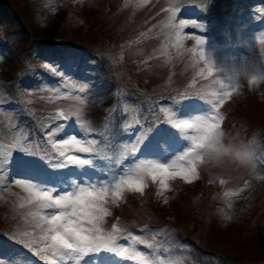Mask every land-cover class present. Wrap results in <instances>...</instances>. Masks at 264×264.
<instances>
[{
    "label": "rangeland",
    "instance_id": "rangeland-1",
    "mask_svg": "<svg viewBox=\"0 0 264 264\" xmlns=\"http://www.w3.org/2000/svg\"><path fill=\"white\" fill-rule=\"evenodd\" d=\"M228 2L186 0V7L182 9L180 17L204 23V33H210L209 38L212 40L211 33L216 27L219 33L229 35L254 53L264 51V45L259 44L264 32L252 34L247 40L242 30L231 23L232 6ZM170 3L171 0H148L147 3H141L140 0H0V95L10 101L0 108V139L10 143L17 135L27 134L28 140L42 149L44 142L38 133L43 125L52 121L50 114L60 107L67 109L79 106L72 99H57L52 90L60 85L55 82V75L45 68L48 65L46 63L55 68L63 65L67 72V86H63L61 96L64 88L72 91L73 85L89 84L91 91L87 98L90 103L83 108L81 120L97 132L108 134L102 125L111 122L110 117H114L116 123L118 104L121 102L107 99V90L93 88L91 83L97 78L112 79L118 90L126 94L136 91L137 94L146 95L149 101L152 97L160 100L166 98L169 101L164 104V108L176 110L177 106L170 97L188 91L195 71L189 66L188 57L175 55V49H169L171 55L162 54L166 40L160 25L166 20V15L161 9ZM211 20L215 22L211 23ZM48 31L57 38L56 41L66 40L62 44L68 41L73 47L60 56L59 49L64 51L66 47H58L53 43L47 47L48 51L38 55V50L30 41L36 38L37 33L46 34ZM186 32L201 34L195 29H186ZM141 33L145 35L141 37ZM108 38L115 40V49L110 46ZM191 42L185 41V47H191ZM217 46L218 55L225 61V67L218 75L225 82L229 77H234L239 83L231 99L220 107V113L224 116L222 128L230 140L243 142L249 147L252 153L250 163L241 165L226 161L216 165L205 161L197 165L200 178L193 183L170 181V190L165 193L168 204H164L163 196L157 195V185L149 183L142 196L125 193V199L119 206H110L112 215L105 218L106 227L119 218L122 227L133 233L137 231L140 235L148 234L138 231L148 225L149 231L156 233L155 242L159 245L156 255L162 257L166 253L165 249L174 254L164 264L196 259H199V264H227L225 258L234 264H264V168L254 161L257 156H264V81L255 85L248 83L250 71L257 64L254 58L228 61L226 52L219 44ZM116 49L126 50L129 62H124L123 53L115 54ZM73 52L91 61L87 65V74L69 72L65 68L64 57ZM42 57L48 58L49 62L43 63ZM169 57L171 60H168ZM122 62L125 65L134 64L140 77L138 82L133 80ZM202 83L205 82L200 81L196 87ZM23 85L32 86L34 103L27 101L30 92ZM23 101L28 103L24 104ZM183 104L186 106L187 101L180 105ZM204 105L197 101V111L183 112L181 115L187 118L188 115L202 114ZM129 107L126 122L134 124L136 109L133 105ZM113 108L117 109L115 113L109 111ZM159 111L153 109L152 112ZM208 111L206 109L204 112ZM146 113L144 111L143 116ZM161 114L159 118L163 121L168 114ZM146 117L151 118L152 113L149 111ZM152 119L145 120L144 126L151 128ZM67 125L63 134L57 136L58 139L67 134H81L78 121L70 120ZM47 148L50 149V146ZM97 163L101 166L104 164L103 161ZM227 179L229 185L239 186L243 183L246 187H242L239 192L246 196L235 200L222 197L221 194L225 192L220 181L223 180L227 185ZM9 187L10 191L7 190ZM24 195L18 187L9 185L8 181L0 183V264H20L23 251L18 245L21 244L10 237L27 227L22 215L24 210L19 208V197ZM221 200L232 205L231 211L218 204ZM226 216L232 219L227 220ZM164 229L170 232L158 231ZM136 247L141 251H151L141 249L140 245ZM124 264H128V261Z\"/></svg>",
    "mask_w": 264,
    "mask_h": 264
},
{
    "label": "snow or ice",
    "instance_id": "snow-or-ice-1",
    "mask_svg": "<svg viewBox=\"0 0 264 264\" xmlns=\"http://www.w3.org/2000/svg\"><path fill=\"white\" fill-rule=\"evenodd\" d=\"M140 2L147 3L148 0ZM184 7L186 0H171L168 7L161 9L166 15V20L160 25L166 40L162 54L171 55L169 49H175V55L188 57L189 66L195 71L188 91L178 92L170 99L177 107L183 101H189L191 108H196L197 101H200L208 105L210 111L184 118L180 111L163 108L161 111L168 114L167 118L161 121L154 116L151 128L144 126L142 117H137L134 124L124 121L118 127L126 135L135 128L134 141L131 147L113 145L109 143V136L81 120L83 108L90 103L87 98L91 91L89 84L73 85L72 91L64 88L63 96V86H57L52 90L57 99H72L79 106L61 108L50 114L53 122L64 121V124H57L55 128L51 124L41 127L50 150L34 145L27 134L17 135L7 145L0 144V183L8 181L9 185L25 193L19 197V208L24 210L22 215L27 227L10 238L44 264H124L125 261L163 264V257L156 255L159 249L155 242L156 233L150 232L148 225L138 230L148 234L138 235L122 227L119 218L106 227L105 218L112 215L110 206H119L125 199V193L142 196L149 183L157 185V195L163 196L164 204H168L165 193L170 190V181L179 177L191 184L197 180V165L205 162L201 145L211 132L222 127L224 116L220 107L239 87L234 77H229L227 82L220 78L218 74L223 71L225 61L218 55L216 42L204 34V23L180 17ZM261 19L264 20V16ZM186 29L199 30L201 34L186 32ZM144 35L141 33V37ZM188 40L195 43L185 47ZM259 44L264 45V35H261ZM63 62L69 72L85 74L88 73L87 65L91 63L75 53L66 54ZM45 68L61 78L65 76L64 72L51 65H45ZM200 81L205 83L196 87ZM260 81H264V68L251 75L248 83L255 85ZM9 102L0 95V108ZM109 111L115 113L117 109ZM129 112V106L122 104L120 114L127 117ZM70 120L79 122L81 134H67L57 139ZM109 120L111 122L102 125L106 131L117 127L114 117ZM96 137L104 139L103 146ZM180 141H186L187 146L178 153L173 152L174 144ZM141 149L144 155L139 156ZM150 153L156 155L149 157ZM129 159L133 162L126 164ZM97 161H103V166ZM14 169L15 176L20 178L9 180ZM220 182L224 183L223 180ZM225 219L231 220L232 217L226 216ZM158 231L170 232L168 229ZM122 240L128 243L121 244ZM137 245L151 251L138 250Z\"/></svg>",
    "mask_w": 264,
    "mask_h": 264
},
{
    "label": "clouds",
    "instance_id": "clouds-1",
    "mask_svg": "<svg viewBox=\"0 0 264 264\" xmlns=\"http://www.w3.org/2000/svg\"><path fill=\"white\" fill-rule=\"evenodd\" d=\"M205 161L221 165L226 161H232L241 165L250 163L252 153L243 142L235 143L228 138V134L222 128H216L209 134L201 145Z\"/></svg>",
    "mask_w": 264,
    "mask_h": 264
}]
</instances>
